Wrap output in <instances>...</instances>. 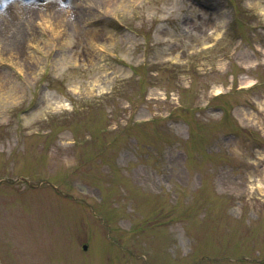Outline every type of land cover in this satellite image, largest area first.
Here are the masks:
<instances>
[{"label":"rangeland","instance_id":"obj_1","mask_svg":"<svg viewBox=\"0 0 264 264\" xmlns=\"http://www.w3.org/2000/svg\"><path fill=\"white\" fill-rule=\"evenodd\" d=\"M263 176L264 0H0V264H264Z\"/></svg>","mask_w":264,"mask_h":264},{"label":"bare ground","instance_id":"obj_2","mask_svg":"<svg viewBox=\"0 0 264 264\" xmlns=\"http://www.w3.org/2000/svg\"><path fill=\"white\" fill-rule=\"evenodd\" d=\"M263 178H264V176H263ZM262 182V181H261Z\"/></svg>","mask_w":264,"mask_h":264}]
</instances>
